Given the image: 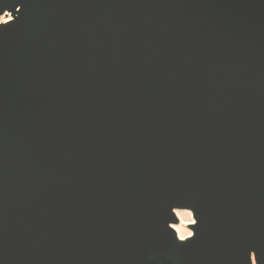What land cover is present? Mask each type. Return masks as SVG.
Masks as SVG:
<instances>
[{"label": "water", "instance_id": "obj_1", "mask_svg": "<svg viewBox=\"0 0 264 264\" xmlns=\"http://www.w3.org/2000/svg\"><path fill=\"white\" fill-rule=\"evenodd\" d=\"M0 264H264V0H0ZM168 264V263H163Z\"/></svg>", "mask_w": 264, "mask_h": 264}, {"label": "bare ground", "instance_id": "obj_2", "mask_svg": "<svg viewBox=\"0 0 264 264\" xmlns=\"http://www.w3.org/2000/svg\"><path fill=\"white\" fill-rule=\"evenodd\" d=\"M14 16L5 12L0 17V26L7 24L13 20ZM172 221L167 224V228L173 235V241L168 245L165 251L152 250L148 254V260L156 264H185V259L180 255L179 251L182 247L186 246L190 239L194 236V227L196 225L197 212L191 207L188 208H172L171 209ZM190 221V222H189ZM188 224V230H184L183 225ZM182 229V231H181ZM184 233H192L191 236L184 235L181 241V236ZM250 264H255L254 254L249 252Z\"/></svg>", "mask_w": 264, "mask_h": 264}, {"label": "clouds", "instance_id": "obj_3", "mask_svg": "<svg viewBox=\"0 0 264 264\" xmlns=\"http://www.w3.org/2000/svg\"><path fill=\"white\" fill-rule=\"evenodd\" d=\"M181 231H182V229H181ZM184 235L191 236V235H192V233H184V234L181 236V241L183 240V238H184Z\"/></svg>", "mask_w": 264, "mask_h": 264}, {"label": "rangeland", "instance_id": "obj_4", "mask_svg": "<svg viewBox=\"0 0 264 264\" xmlns=\"http://www.w3.org/2000/svg\"><path fill=\"white\" fill-rule=\"evenodd\" d=\"M1 16H2V15H1ZM1 16H0V17H1ZM189 222H190V221H189ZM183 228H184V230L187 231V230H188V229H187V228H188V224H187V225H183Z\"/></svg>", "mask_w": 264, "mask_h": 264}]
</instances>
